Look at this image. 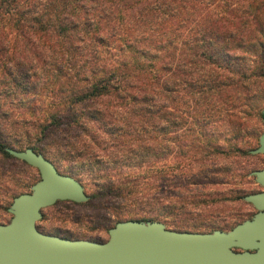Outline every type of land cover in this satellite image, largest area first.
Masks as SVG:
<instances>
[{
	"label": "trees",
	"instance_id": "trees-1",
	"mask_svg": "<svg viewBox=\"0 0 264 264\" xmlns=\"http://www.w3.org/2000/svg\"><path fill=\"white\" fill-rule=\"evenodd\" d=\"M5 15L1 162L27 164L8 147L42 153L95 189L88 201L118 209L111 227L167 222L166 209L190 213L210 184L262 169L256 140H232L239 127L256 134L252 111L263 119L264 0H0ZM16 188L4 190L12 201Z\"/></svg>",
	"mask_w": 264,
	"mask_h": 264
},
{
	"label": "water",
	"instance_id": "water-1",
	"mask_svg": "<svg viewBox=\"0 0 264 264\" xmlns=\"http://www.w3.org/2000/svg\"><path fill=\"white\" fill-rule=\"evenodd\" d=\"M262 115L264 124V108ZM6 151L35 167L40 179L14 197L10 220L0 223V264H264V168L250 173L262 190L243 197L256 212L227 231H180L160 221L127 219L108 230L107 240L95 241L37 228L43 208L89 197L77 179L60 173L42 153L30 147ZM250 153L264 155V129Z\"/></svg>",
	"mask_w": 264,
	"mask_h": 264
},
{
	"label": "rangeland",
	"instance_id": "rangeland-1",
	"mask_svg": "<svg viewBox=\"0 0 264 264\" xmlns=\"http://www.w3.org/2000/svg\"><path fill=\"white\" fill-rule=\"evenodd\" d=\"M6 19L8 20L7 15L2 20L0 19V25ZM9 22L0 30L2 34L9 33ZM15 32L13 29L10 31L12 34ZM22 48L23 46L18 45L17 50L22 51ZM36 112L40 115L42 114L40 109H37ZM248 122L250 127L256 130V134L254 133L250 136L248 133L249 137L247 130L239 127L238 136L235 140H232V143H237L239 146H242L243 142L247 139L251 140L254 145L255 140L258 142L259 136L264 129L263 120L259 118L256 112L252 111L248 117ZM12 145L16 148L19 147L18 144ZM233 155H236V158L240 160L243 159L241 151L234 152ZM258 155L259 157L256 161L258 162V166L263 169L264 155ZM0 165L7 177L6 181L0 184V223H6L11 218V213L7 210V205L12 201V198H8L9 193L4 190H7L9 184H12L13 188L17 185V191H30L31 185L40 179V174L35 167L24 163L17 162L12 164L10 161L3 160ZM241 165L233 166L231 169L233 171L238 170ZM59 166L60 171H64L62 174L70 175L62 165L59 164ZM82 172L85 178L89 171L85 168ZM240 174L238 172V175L227 180L228 182L225 184H210L208 187L209 194L200 196L201 198L197 199L196 202V209H193L190 213L179 215L171 213L170 208L166 209L167 222L163 223L166 227L173 229L170 222H183L187 226L194 225V231L206 230L209 224H214L220 227L217 229L227 231L235 223L251 218L256 212L255 208L243 198L239 197V195L262 190V187L255 182L252 175L249 174L246 177ZM84 190L86 193H90L95 189L85 185ZM126 209L129 208L126 207ZM116 212H118V209L107 208L96 199L75 203L60 201L43 209L42 218L37 221V226L43 232L52 234L59 233V235L70 237L71 239L106 240L108 238V229L114 224L113 216Z\"/></svg>",
	"mask_w": 264,
	"mask_h": 264
},
{
	"label": "clouds",
	"instance_id": "clouds-1",
	"mask_svg": "<svg viewBox=\"0 0 264 264\" xmlns=\"http://www.w3.org/2000/svg\"><path fill=\"white\" fill-rule=\"evenodd\" d=\"M103 235V234H102Z\"/></svg>",
	"mask_w": 264,
	"mask_h": 264
}]
</instances>
